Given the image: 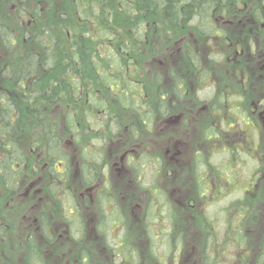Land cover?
<instances>
[{"label": "rangeland", "instance_id": "374dc122", "mask_svg": "<svg viewBox=\"0 0 264 264\" xmlns=\"http://www.w3.org/2000/svg\"><path fill=\"white\" fill-rule=\"evenodd\" d=\"M242 1V9L235 11L236 18L232 17L235 25L230 29L233 37L232 51L227 50L224 59L221 56L212 58L211 52L224 53L212 45V50H203L201 55L203 69L206 66L211 74L207 79L211 84L214 83L210 89L199 90L203 88L202 85L196 90V95L194 90L198 85L199 74L188 68L178 54L174 57L175 65L181 68L180 73L189 84V93L193 96L195 93L194 97L199 99L196 103L187 95L189 97H186L182 105L175 104L176 111L182 115L175 127L163 132L141 129L134 143L125 133L115 134L104 127L110 115L120 116L121 121L127 125L132 119L130 114L117 110L111 103L104 112H93L88 107L86 109L82 102L74 106L75 124L72 134L80 138L81 145H86L89 151L101 150L103 158L99 173L101 180L109 183L114 197L107 201L89 197L78 185L72 171L69 178L71 182L65 186L69 196L63 193L58 200L52 199L44 187L45 171L37 162L40 154H30L31 165L18 192L5 196L0 187V264L26 263L24 241L28 233L37 237L46 264H78L75 252L79 247H84L92 260H100L103 264H198L202 237L207 228L206 218L213 221L212 229L225 250L224 255L220 254L223 257H219L218 264H240L239 261L246 264L248 261L245 260L248 252L239 246L242 236L229 234L228 219L232 220L234 227L239 223L241 231L247 232L250 238L247 242L258 247L259 253L264 251L259 248L260 237H263V233L259 232L260 211L264 212V172L263 180L259 181V158L261 162L264 159V153L259 149V146L264 147V75L259 76V65H264V32L261 33L256 26L251 27L252 23L246 21L250 9L259 6L263 0ZM37 6L42 9L45 20L54 22L60 33L65 34L67 26H58L56 21L64 22L63 18H69L72 12L70 0H0V19L15 28L20 43L24 40L23 28L30 29L29 25L34 21L32 13ZM236 19L240 22L238 25ZM63 43L62 48L65 49L66 40ZM232 52H239L237 60ZM174 53L172 56L166 55L171 58ZM260 56L263 57L261 63L258 62ZM231 61L235 63L231 65ZM164 67L159 66V70L163 71ZM224 92L228 94L225 97H234L232 107L239 106V99L235 97L241 96L244 100V104H240L241 108L248 112L255 108L258 110L255 117L251 118L256 120L259 116L255 122L256 133H251L250 129L248 131L237 118L232 119L231 123H222L229 104L220 103L219 113L215 112L216 117L210 118L209 110L215 107L205 97L211 96L212 101L217 103V98L222 96L220 93ZM69 103L65 99L64 105L53 107L51 113L60 115L62 109L70 108ZM237 112L234 110L233 113ZM209 129L219 131H216L219 135L215 132L218 136L216 139H203V133ZM22 134L25 135L23 148L29 154L34 151L28 145L32 133L22 130ZM64 136L71 144L69 150L74 156L78 152L75 147L77 138L65 133ZM233 148L241 152L243 149V153L248 150L255 159L256 168L252 169L254 162L244 155L239 157ZM131 149L158 153L156 157L163 162L158 167L152 165L137 168L135 164H128L127 156H124ZM199 152L207 163L205 168L196 158ZM217 169L221 171L219 178L216 175ZM158 171L160 175L156 177ZM201 177L207 178L202 181L204 189L210 188L205 198H199L197 182ZM244 189L246 197L241 201ZM150 190H155L156 195L151 197ZM72 203L77 208L73 216L68 210ZM242 203L251 206L249 216L243 220L238 217ZM40 210L47 213L48 219L38 218ZM97 214L103 215L102 220L107 223L110 216L112 219H121L109 232L103 233L97 227ZM45 220L52 225L49 230L52 237L50 242L39 230L46 226ZM80 226H84V229L79 230ZM123 239L125 242L121 245ZM130 247L137 250L132 260L129 259ZM217 247V250L222 249L218 244ZM125 255H128V263L123 262Z\"/></svg>", "mask_w": 264, "mask_h": 264}, {"label": "trees", "instance_id": "16d2710c", "mask_svg": "<svg viewBox=\"0 0 264 264\" xmlns=\"http://www.w3.org/2000/svg\"><path fill=\"white\" fill-rule=\"evenodd\" d=\"M70 2L72 12L69 18H63L64 22L56 21L58 26H67L64 35L54 22L45 20L39 6L33 10L34 21L29 25L30 29L23 28L24 40L21 43L17 40L15 28L0 19V187L5 196L18 192L31 165L30 154L36 155L37 152L40 154L37 162L45 171L44 187L52 199L58 200L63 193L69 196L65 186L71 182L69 178L72 171L81 188L96 184L95 179L90 181L87 176L102 157L98 150L89 151L86 145H81V139L72 134L75 124L73 109L80 102L93 112H104L111 103L117 110L130 114L132 119L127 125L121 121L120 116L110 115L104 127L115 134L125 133L132 142L139 137L141 129L163 132L175 127L178 112L173 104L183 97L181 86L185 90V100L189 96L193 99L195 93L197 95L196 90L202 85L203 88L199 90L210 89L214 84L207 79L211 74L205 65L203 69L201 55L203 50L217 48L224 53L211 52L212 58L227 57V50H231L233 39L230 30L234 25L232 17L236 18L235 11H240L243 6L242 0ZM246 21L252 23L251 27L256 26L261 33L264 32V0L260 1L259 6L250 9ZM235 22L237 25L240 23L238 19ZM64 40L67 43L65 49L62 48ZM177 45L181 46V60L199 74L194 96L189 93L191 89L186 78L181 76L174 63L166 64L163 71L159 70L166 48L173 50ZM262 50L264 52V46ZM232 53L237 60L239 52ZM262 58L260 56L258 59L259 63ZM170 60L175 61V58ZM234 63L235 61L230 62L231 65ZM262 74L264 75V65L260 64L259 76ZM220 94L222 96L217 98V103L212 101L213 97H205L215 107L214 109L212 106L209 110L210 118L216 117L215 112L219 113L221 104H229L222 123H231L232 119L237 118L248 131L250 129L251 133H256L255 122L258 117L256 120L251 119L255 117V112H248L245 108L241 110L239 106L232 107L234 97H225L228 96L225 92ZM195 98L198 103V97ZM65 99L70 102V108L62 109L58 116L51 113L53 107L64 105ZM234 110L238 112L234 114ZM22 130L32 133L27 134L31 136L29 148L34 150L29 154L23 148L25 135ZM216 131L218 130L205 131L203 139H216L219 135ZM64 133L77 138L75 147L79 156H73L69 150L70 143L65 140ZM259 149L261 150V146ZM233 150L239 157L244 155L254 162L255 159L248 150L246 153H243V149L242 152L238 148ZM138 152L137 159L127 157L128 164H135L142 169L152 165L158 167L163 162L156 157L158 153H147L142 149ZM261 153H264L263 146ZM196 158L205 168L207 163L204 156L199 152ZM254 168L255 162L252 169ZM220 172L217 169L218 178ZM159 175L158 171L156 177ZM203 180L207 178L201 177L197 182L199 198L206 193ZM245 189L241 194V201L248 192ZM155 190L149 191L151 197L156 195ZM103 197H114L108 186H104L103 191L98 193V200ZM239 208L238 217L246 219L251 206L247 207L242 203ZM39 217L44 220L47 213L40 210ZM227 221L229 234L242 236L239 246L241 250L248 252L245 255V260H248L246 264H264V251L259 253L258 247L247 242L250 238L246 235L247 232L241 231L239 223L234 227L232 220ZM205 224L207 228L205 227L202 237L198 264H218L219 257H223L220 254L224 255L225 250L212 229L213 221L206 218ZM45 225H48L46 220ZM217 244L222 247L221 250H217ZM38 248L36 236L28 233L24 241L25 264H45L43 253ZM259 248L264 249V242L259 243ZM239 263L242 264L241 261Z\"/></svg>", "mask_w": 264, "mask_h": 264}, {"label": "flooded vegetation", "instance_id": "af4514ba", "mask_svg": "<svg viewBox=\"0 0 264 264\" xmlns=\"http://www.w3.org/2000/svg\"><path fill=\"white\" fill-rule=\"evenodd\" d=\"M177 47V48H176ZM173 50H168V49H166V52H165V54H163L162 55V62L160 63V65L161 66H166V64H170V65H172L173 63H174V65H175V61H173V60H170V59H173L174 57H176V55L178 54V56H179V59H180V52H181V46H179V45H177ZM173 52H175L174 53V56L173 57H167V55L166 54H170L171 56H172V53ZM234 57H235V55H234ZM179 63V62H178ZM176 66V65H175ZM176 68H177V70H178V72L181 70V68L180 67H177L176 66ZM181 74V73H180ZM181 76L183 77V74H181ZM188 84V83H187ZM188 86H189V84H188ZM181 89L183 90V97L181 98V99H179V100H177L176 101V103H174L173 105H174V107L176 108V105L175 104H178V105H182L183 104V101H184V87H183V85L181 86ZM231 95H232V93H231ZM196 96V95H195ZM194 102H196V98L194 97L193 99H192ZM240 100H241V102H240ZM244 102V100H243V98L241 97V96H239V107H240V109L242 110L243 108H241V106H240V104H242ZM178 111H181V109L180 110H178ZM255 113H257V109L255 108L254 110H253ZM179 117H182V115H179L178 114V116H177V118H179ZM259 117V116H258ZM98 150V149H97ZM261 150H262V146H261ZM98 152H99V154H100V156L103 158V156H102V152H101V150H98ZM165 153L167 154V151H165ZM138 154H139V152H138V150L137 149H131V150H129V152H126L125 153V155L124 156H131V158H138ZM127 157H125L126 158V160H127ZM102 160V159H101ZM99 163V162H98ZM162 164V163H161ZM104 167V166H103ZM101 168V163H99V164H97L96 166H95V169H92V170H89V174H88V176H87V179H89L90 181H92L93 179H95L96 180V184L95 185H93V186H90V187H88V188H83V191L90 197H94V198H96L97 200H98V198H97V196H98V193H99V191H103V187L104 186H108V189L110 190V187H109V183H107V182H104V180L102 179L101 180V175H100V173H99V169ZM264 159L262 160V162H261V160H260V158H259V176H261L260 177V180L259 181H262L263 180V178H262V172H264ZM154 180V179H153ZM138 181H139V179H138ZM102 185V186H100L99 187V185ZM214 184L212 183V186H213ZM205 191H210V188H208V190H205ZM112 193V195H113V192H111ZM210 194V193H209ZM259 196H260V193H259ZM206 197V195H203L201 198H205ZM261 198H262V192H261ZM105 199H108V198H106V197H103V200H105ZM88 201V200H87ZM262 207L264 208V205H262ZM69 214L70 215H74L73 214V212L74 211H76L77 210V208L74 206V203H72V205H69ZM114 211H116V210H114ZM99 212V211H98ZM263 214H264V212L261 210L260 211V220H261V223H260V231L259 232H261V234L263 233V237L261 236L260 237V239H261V241L259 242V243H263L264 242V216H263ZM98 215V214H97ZM108 215H111L110 213H108ZM111 218H109L110 219V221H109V223H107V222H103V218H104V216L103 215H98L97 216V219H99V221H98V223H97V227L98 228H100L101 229V231L103 232V233H105V232H109L110 231V229H111V227L112 226H114L117 222H119V218L121 219V217H118V218H116V219H112V216H110ZM38 218H40V217H38ZM38 218H37V221H38ZM68 220H70L69 219V217H68ZM51 226L52 225H50V223H49V221H48V225H46V226H42V228H39V230H40V232H41V234H43V235H45V238L47 239V241L48 242H50L51 240H52V237H51V235H50V233H49V230H51ZM84 229V226H80V228H79V230H83ZM79 232V231H78ZM36 239H37V237H36ZM38 241V240H37ZM78 242L80 243L81 241L80 240H78ZM125 242V240L123 239L122 241H121V245H122V243H124ZM38 246H39V251H40V253H42V251H41V245H40V243H39V241H38ZM131 248V250H130V260H132L133 258H135L136 257V255H137V250L134 248V247H130ZM82 255V256H81ZM81 256V257H80ZM128 255H125V256H123L124 258H123V262H126V263H128L127 261H126V257H127ZM75 260L77 261V263L78 264H103V262L102 261H100V260H92V258H91V256L89 255V252L84 248V247H79L78 249H77V251L75 252ZM44 260H45V258H44ZM45 262V264H46V261H44ZM129 264V263H128Z\"/></svg>", "mask_w": 264, "mask_h": 264}]
</instances>
